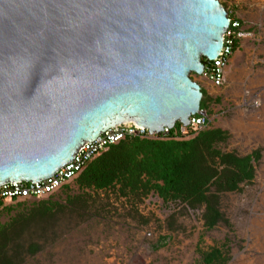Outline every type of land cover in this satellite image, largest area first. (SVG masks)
<instances>
[{"label":"water","instance_id":"1","mask_svg":"<svg viewBox=\"0 0 264 264\" xmlns=\"http://www.w3.org/2000/svg\"><path fill=\"white\" fill-rule=\"evenodd\" d=\"M229 24L219 0H0V184L51 175L125 121L188 124L190 73Z\"/></svg>","mask_w":264,"mask_h":264},{"label":"rangeland","instance_id":"2","mask_svg":"<svg viewBox=\"0 0 264 264\" xmlns=\"http://www.w3.org/2000/svg\"><path fill=\"white\" fill-rule=\"evenodd\" d=\"M219 1L238 22L225 84L216 88L190 76L204 92L205 128L227 132L220 148L255 155L254 176L239 189L211 186L220 222L208 229L203 208L163 202L153 191L118 198L113 188L82 189L73 178L40 199L0 206V264H200V251L213 246L222 249L225 264H264V0ZM42 200L55 207L28 215Z\"/></svg>","mask_w":264,"mask_h":264},{"label":"trees","instance_id":"3","mask_svg":"<svg viewBox=\"0 0 264 264\" xmlns=\"http://www.w3.org/2000/svg\"><path fill=\"white\" fill-rule=\"evenodd\" d=\"M200 104L201 108L205 107L202 99ZM226 138L227 132L215 127L203 128L191 137L180 139L173 138L172 133L165 138L152 139L128 136L89 161L75 177L76 183L82 189L93 191L113 188L118 198L125 199L153 191L163 202L203 208L205 226L210 229L223 218L216 204L218 192L236 191L240 183L254 176L255 155L223 151L219 144ZM52 207L55 203L42 200L27 208L28 215H42ZM21 215L24 213H19L14 220ZM2 233L0 228V238ZM226 262L219 247L200 251V264Z\"/></svg>","mask_w":264,"mask_h":264},{"label":"built area","instance_id":"4","mask_svg":"<svg viewBox=\"0 0 264 264\" xmlns=\"http://www.w3.org/2000/svg\"><path fill=\"white\" fill-rule=\"evenodd\" d=\"M229 27L223 34L221 50L213 58H203V71L201 75L211 86L220 88L226 81V69L229 66L230 57L234 52L236 38V27L238 22L230 18ZM209 113L205 108L189 117L188 124L179 123L172 128H163L160 132L150 133L143 127H138L133 121H125L122 124L108 127L101 131L96 138L86 140L78 146L69 161L56 169L54 173L39 180H13L0 184V206L7 202L20 199H40L49 194L58 192L69 181L75 177L88 165L89 161L97 157L110 145L116 144L128 136H138L141 138H165L172 133L173 138H188L206 127L209 122Z\"/></svg>","mask_w":264,"mask_h":264}]
</instances>
